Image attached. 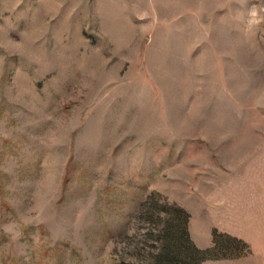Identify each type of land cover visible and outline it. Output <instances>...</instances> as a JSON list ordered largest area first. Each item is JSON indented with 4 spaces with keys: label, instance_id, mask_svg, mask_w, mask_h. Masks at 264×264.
Here are the masks:
<instances>
[{
    "label": "rangeland",
    "instance_id": "rangeland-1",
    "mask_svg": "<svg viewBox=\"0 0 264 264\" xmlns=\"http://www.w3.org/2000/svg\"><path fill=\"white\" fill-rule=\"evenodd\" d=\"M0 264H264V0H0Z\"/></svg>",
    "mask_w": 264,
    "mask_h": 264
}]
</instances>
